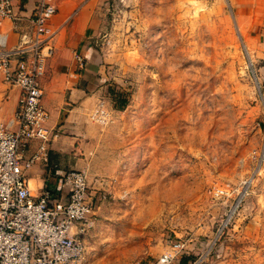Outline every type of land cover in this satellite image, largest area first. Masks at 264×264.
<instances>
[{
    "label": "rangeland",
    "instance_id": "374dc122",
    "mask_svg": "<svg viewBox=\"0 0 264 264\" xmlns=\"http://www.w3.org/2000/svg\"><path fill=\"white\" fill-rule=\"evenodd\" d=\"M55 4L62 32L81 21L104 112L78 149L94 212L75 264H151L173 242L174 264H264V20L236 17L253 0Z\"/></svg>",
    "mask_w": 264,
    "mask_h": 264
},
{
    "label": "built area",
    "instance_id": "2783aa9c",
    "mask_svg": "<svg viewBox=\"0 0 264 264\" xmlns=\"http://www.w3.org/2000/svg\"><path fill=\"white\" fill-rule=\"evenodd\" d=\"M16 0H0V23L7 20L15 26ZM55 0H37L29 30L14 45L0 31V85L19 90L17 107L4 122L0 108V264H75L83 256L81 231L83 223L94 212L86 175L69 170L59 175L57 190L43 188L31 192L27 173L36 164L48 162L49 114L42 106L40 81L47 62L54 54V40L59 30L52 25L57 12ZM79 70L84 57L74 52ZM102 103L92 112L101 122ZM36 147L30 151V144ZM213 188L214 195H223ZM169 251L151 264H174L183 249L173 242Z\"/></svg>",
    "mask_w": 264,
    "mask_h": 264
},
{
    "label": "crops",
    "instance_id": "0c3cea01",
    "mask_svg": "<svg viewBox=\"0 0 264 264\" xmlns=\"http://www.w3.org/2000/svg\"><path fill=\"white\" fill-rule=\"evenodd\" d=\"M36 4L37 0H16L14 13L18 16V20L15 26L7 20L0 23V31L7 34L9 45L16 44L22 34L29 30L30 17ZM236 5V9H241L236 14L241 22L252 23L256 18L264 20V12L260 13L264 8V0H253L250 7H248L250 4ZM57 9L52 19V25L59 27L54 40L55 50L52 58L47 62L46 73L40 81L41 103L49 114L48 162L32 166L27 173L31 192L35 191L34 195L40 194L43 188L49 189V181L56 191L59 175L68 170L82 171L83 167L87 166L83 158L84 153L78 152V149L80 143L85 142L88 137L89 122L93 120L92 112L100 103V91L95 84L96 80H89L91 72L87 68L86 60L88 61L91 52L87 43L83 42V36L80 35L81 21L73 22L68 31L62 32L68 11ZM74 52L84 57L85 65L82 70L77 67ZM18 98L17 88L0 85V108L4 122L14 113ZM95 101L97 103L91 108ZM36 144V142L30 144V151L35 149Z\"/></svg>",
    "mask_w": 264,
    "mask_h": 264
}]
</instances>
